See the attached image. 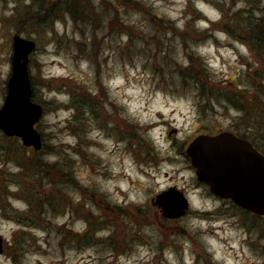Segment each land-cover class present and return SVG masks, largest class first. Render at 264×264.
<instances>
[{
  "label": "rangeland",
  "instance_id": "obj_1",
  "mask_svg": "<svg viewBox=\"0 0 264 264\" xmlns=\"http://www.w3.org/2000/svg\"><path fill=\"white\" fill-rule=\"evenodd\" d=\"M42 1L0 0V108L18 33L36 43L44 145L0 131V264H264V218L213 196L185 154L199 134L250 124L264 151L261 61L225 31L243 38L236 23L259 0H77L76 18L45 0L37 27L24 14ZM172 187L189 209L167 219L152 201Z\"/></svg>",
  "mask_w": 264,
  "mask_h": 264
},
{
  "label": "water",
  "instance_id": "obj_2",
  "mask_svg": "<svg viewBox=\"0 0 264 264\" xmlns=\"http://www.w3.org/2000/svg\"><path fill=\"white\" fill-rule=\"evenodd\" d=\"M11 40V73L0 108V131L6 137L19 138L24 147L37 152L42 147V136L35 125L43 108L32 101L28 69L36 43L18 33ZM185 154L197 180L212 195L231 201L243 211L264 216V154L251 142L229 131L199 134L188 144ZM152 202L167 219L182 217L189 208L184 193L173 187L156 195Z\"/></svg>",
  "mask_w": 264,
  "mask_h": 264
},
{
  "label": "trees",
  "instance_id": "obj_3",
  "mask_svg": "<svg viewBox=\"0 0 264 264\" xmlns=\"http://www.w3.org/2000/svg\"><path fill=\"white\" fill-rule=\"evenodd\" d=\"M45 0H43L42 2H40L38 4V10L35 11H28L26 12L24 15V18L27 20H30L35 26L40 27V24L51 18L52 14H50L51 8H47L45 3ZM63 1V3H65L66 9L68 11V13H70V15L72 17H77L78 13H82V11H79L78 8V2L77 0H60ZM59 1V4H57V6H60V4L62 2ZM251 4V3H250ZM56 5H53L52 7L54 9H57ZM45 7V8H44ZM44 8V9H43ZM245 13L243 14V20L239 21L236 23V27L239 28L243 38H241L240 35H237L233 29L228 28L227 26H225V31L226 33L239 38V39H243L245 40L246 44L248 45L249 49L251 52L256 53L257 56L259 57L258 59L261 61V71L255 72V78L258 80H263L264 79V0H259V2H257V4L255 3L254 5L251 4V9H245ZM255 12H259L260 14L255 16ZM244 13V12H243ZM226 19H229L230 17H225ZM234 20V18H233ZM238 20V19H236ZM233 23V21L231 22V24ZM225 23H223L224 26ZM37 30V29H35ZM205 69V68H204ZM185 72H181V75H183ZM207 78V75L206 77ZM33 80H31V85L34 84V81L32 83ZM193 84L194 86L198 89V91L200 93H204V87L206 86V84L201 83L202 81H198V76L193 78ZM224 100L226 102L232 103L233 105H235V107H237V109L241 112V114L243 115L242 118L243 119H248V117L252 116L251 112L249 111V109L252 108H246L243 106H239L237 103V101L235 100L236 95H234V92H232V94L226 92L224 94ZM32 101H34L35 99V95H33V87H32ZM73 102H74V97L72 98ZM35 102V101H34ZM90 103L84 100L83 104H80L79 106L81 108H87L89 107ZM264 109V108H263ZM259 112H261V115H264V110H260ZM252 124H250L249 126H246L245 128H243V130L235 133L236 135L247 139L248 141H250L261 153L264 154V151L258 146V144L255 143L254 141V135L253 133H257V132H261V130H258V128L255 127V125L251 126ZM259 127V126H258ZM43 141V140H42ZM44 147V145L42 144V148ZM41 148V149H42ZM41 151V150H40ZM39 152V151H38ZM51 169H54L57 167V163H53V164H47ZM58 174H65L66 173H60L62 172V170H56ZM68 171V177L70 179H73L72 176H70V172L71 170H67ZM75 180L73 179V182ZM249 213V212H246ZM255 216V215H254ZM255 217H259V216H255Z\"/></svg>",
  "mask_w": 264,
  "mask_h": 264
},
{
  "label": "bare ground",
  "instance_id": "obj_4",
  "mask_svg": "<svg viewBox=\"0 0 264 264\" xmlns=\"http://www.w3.org/2000/svg\"><path fill=\"white\" fill-rule=\"evenodd\" d=\"M159 124H161V123H159Z\"/></svg>",
  "mask_w": 264,
  "mask_h": 264
}]
</instances>
